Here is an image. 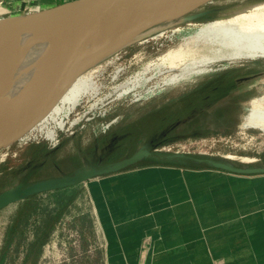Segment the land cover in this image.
<instances>
[{
  "label": "rangeland",
  "instance_id": "rangeland-1",
  "mask_svg": "<svg viewBox=\"0 0 264 264\" xmlns=\"http://www.w3.org/2000/svg\"><path fill=\"white\" fill-rule=\"evenodd\" d=\"M252 1L255 0L216 1L196 11L214 9L213 12L191 22L202 23L232 13ZM29 11L32 12L18 10L12 14ZM189 22L161 25L164 26L161 29L157 26L154 32L102 60L105 73L100 77L101 95L91 100L85 98L65 128L57 129L55 140L45 138L39 130L27 133L23 140L0 139V192L18 183L116 161L143 147L152 150L155 156L139 164L180 150L238 166H264V131L245 125L253 100L264 96V58L215 62L209 71L189 80L155 88L163 76L173 71L160 76L155 73L154 63L183 48L187 34L173 28L186 27ZM148 64L153 66L152 70H145L150 67ZM117 68L120 69L116 78ZM138 72H144L146 77L156 76L127 94L125 88L114 90ZM251 82V89H246ZM99 98L103 99L90 108ZM187 133L192 135L180 137ZM89 181L43 192L26 203L20 201L0 210V254L8 227L18 212L23 209V220L33 212L28 226L21 222L6 264H23L28 242L47 220L48 210H60L68 203L67 214L42 247L37 264H105L104 240L101 231L98 232ZM34 260L32 256L25 264H33Z\"/></svg>",
  "mask_w": 264,
  "mask_h": 264
},
{
  "label": "crops",
  "instance_id": "crops-1",
  "mask_svg": "<svg viewBox=\"0 0 264 264\" xmlns=\"http://www.w3.org/2000/svg\"><path fill=\"white\" fill-rule=\"evenodd\" d=\"M68 1L0 0V17ZM194 156L88 182L105 264H264V172L233 173Z\"/></svg>",
  "mask_w": 264,
  "mask_h": 264
},
{
  "label": "water",
  "instance_id": "water-1",
  "mask_svg": "<svg viewBox=\"0 0 264 264\" xmlns=\"http://www.w3.org/2000/svg\"><path fill=\"white\" fill-rule=\"evenodd\" d=\"M216 1L219 0H71L29 13L0 17V28L35 19L33 26L23 30L16 46L0 62V139L7 138L25 115L106 55L103 49L112 53L145 37L154 27L198 19L214 9L196 11ZM70 16H76L74 28L56 48L57 56L46 64V73L40 74L41 64L38 63L18 70L26 53L34 49L50 29ZM191 135L187 133L180 137ZM151 156H155L154 152L143 147L122 159L83 166L71 174L18 183L0 192V210L43 192L126 170ZM185 156L194 155L174 152L161 158L176 160ZM194 157L199 162L233 173L264 172V166H238L226 160Z\"/></svg>",
  "mask_w": 264,
  "mask_h": 264
},
{
  "label": "bare ground",
  "instance_id": "bare-ground-1",
  "mask_svg": "<svg viewBox=\"0 0 264 264\" xmlns=\"http://www.w3.org/2000/svg\"><path fill=\"white\" fill-rule=\"evenodd\" d=\"M75 17L70 16L50 29L40 39L38 45L26 53L18 65V70L38 63L41 64L40 74L46 73V64L52 62L58 54L56 48L64 41L66 35L73 30ZM34 22L35 19H30L22 21L14 27L0 28V62L16 46L22 37L23 30L28 26H33ZM170 24L172 23L167 25ZM162 27L159 26L158 29ZM155 30L156 27L149 32ZM173 30L187 34L185 45L183 48L169 53L166 57H162L163 60L160 62L154 63L155 73L160 74V76L166 71H173L170 75L163 76V79L156 83L155 88L189 80L193 75L209 71L210 66L215 62L225 60L235 62L244 59L264 58V0L249 2L238 7L232 13L218 15L216 18L202 23L190 21L186 27L180 26L173 28ZM138 40L140 39H136V41ZM107 50L106 48L102 50L106 51V55L104 54L102 58L94 63L93 67L79 74L66 87L18 121L12 131L7 134V140L10 141L14 138L23 140L28 137L26 136L27 133L34 130L41 131L44 133V137L49 140H55L57 129L63 130L65 128L71 115L84 102V99L90 97L91 100V98H95L101 93L103 83L100 81V77L105 73V67L101 65V62L117 51L110 53L111 51ZM149 64L150 67L146 69L144 67L147 71L152 70L153 67ZM119 69L116 70L117 72L115 71L114 77L116 78ZM140 72L125 80L124 83L114 86V90L125 88L127 94L132 88L140 87L141 84L151 80L155 75L146 77L144 72ZM102 99H97L89 107H95ZM79 119L80 117L72 120L71 125L77 123ZM245 125L264 131V96L253 100V107L245 119Z\"/></svg>",
  "mask_w": 264,
  "mask_h": 264
},
{
  "label": "trees",
  "instance_id": "trees-1",
  "mask_svg": "<svg viewBox=\"0 0 264 264\" xmlns=\"http://www.w3.org/2000/svg\"><path fill=\"white\" fill-rule=\"evenodd\" d=\"M174 161L173 159H158L156 158L153 162H160V163H165V162H172ZM197 162V161H196ZM194 165L196 166H204L205 164L203 163H195ZM39 194L31 196L20 203H26L27 201L31 200L34 197H37ZM68 207L69 203L63 206L60 210H48L47 215L48 218L47 220H44L42 223V226L37 229V232H35V237L33 240L28 242V245L26 247V253L24 257L23 264L27 263L29 258L34 256V262L33 264H37L38 257L41 254L42 247L44 244L48 241L51 233L56 229L58 223L62 221L64 216L68 212ZM18 217L14 218V220L10 223L5 242L3 243L2 249H1V254H0V264H6L7 258L9 257V252L11 250L12 243L14 241V238L16 236L17 230L21 225V222L24 221L25 226H28L30 224V218L33 215V212L28 213V217H25V220L22 219L23 214V209L18 212ZM41 228V229H40ZM24 232H22L23 234Z\"/></svg>",
  "mask_w": 264,
  "mask_h": 264
},
{
  "label": "built area",
  "instance_id": "built-area-1",
  "mask_svg": "<svg viewBox=\"0 0 264 264\" xmlns=\"http://www.w3.org/2000/svg\"><path fill=\"white\" fill-rule=\"evenodd\" d=\"M31 12V11H30ZM176 152H181L180 150L176 151Z\"/></svg>",
  "mask_w": 264,
  "mask_h": 264
}]
</instances>
